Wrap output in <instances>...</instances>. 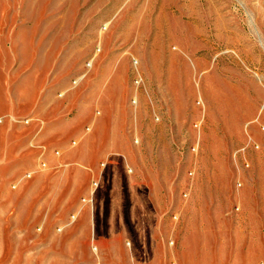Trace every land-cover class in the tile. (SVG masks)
Wrapping results in <instances>:
<instances>
[{"label":"rangeland","instance_id":"374dc122","mask_svg":"<svg viewBox=\"0 0 264 264\" xmlns=\"http://www.w3.org/2000/svg\"><path fill=\"white\" fill-rule=\"evenodd\" d=\"M247 259L264 0H0V264Z\"/></svg>","mask_w":264,"mask_h":264},{"label":"crops","instance_id":"0c3cea01","mask_svg":"<svg viewBox=\"0 0 264 264\" xmlns=\"http://www.w3.org/2000/svg\"><path fill=\"white\" fill-rule=\"evenodd\" d=\"M21 152V149H17V150H13V151H8L7 149V144L5 145V148L3 150V158H2V162L4 163V160L7 158V157H10V154H14V156H17L18 154H20ZM250 258V256H249ZM246 264H257V262L253 263V262H250L248 259L247 261L245 262ZM261 264H264V262Z\"/></svg>","mask_w":264,"mask_h":264},{"label":"built area","instance_id":"2783aa9c","mask_svg":"<svg viewBox=\"0 0 264 264\" xmlns=\"http://www.w3.org/2000/svg\"><path fill=\"white\" fill-rule=\"evenodd\" d=\"M87 65H88V64H87ZM20 121L24 123V122H27L28 120L25 119V118H22ZM54 153H55V154H58V151L55 150ZM41 164L44 165L43 163H41ZM95 184H96V183H93L94 186H95Z\"/></svg>","mask_w":264,"mask_h":264}]
</instances>
